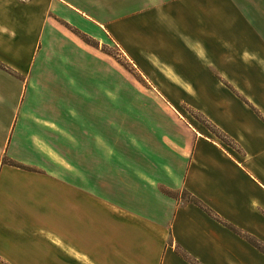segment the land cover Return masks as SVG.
Returning <instances> with one entry per match:
<instances>
[{"label":"crops","instance_id":"1","mask_svg":"<svg viewBox=\"0 0 264 264\" xmlns=\"http://www.w3.org/2000/svg\"><path fill=\"white\" fill-rule=\"evenodd\" d=\"M135 1L153 3L128 13L129 0H0V11L35 23L31 56L43 32L46 43L68 32L94 55L80 33L121 42L134 33L142 71L168 82L162 94L185 98L224 139L169 103L181 118L163 138L152 133L154 169L113 171L111 161L127 158L96 152L111 146V122L93 124L103 130L96 136L90 124L64 121L57 97L44 105L25 88L34 85L31 61L14 62L19 89L0 109V264H256L254 247L225 226L264 241V15L238 0ZM2 18L0 49L10 50L16 30ZM53 87L42 92L57 95ZM64 144L84 151L68 158Z\"/></svg>","mask_w":264,"mask_h":264},{"label":"rangeland","instance_id":"2","mask_svg":"<svg viewBox=\"0 0 264 264\" xmlns=\"http://www.w3.org/2000/svg\"><path fill=\"white\" fill-rule=\"evenodd\" d=\"M141 3L146 5L153 1L129 0L126 11L129 13L136 10L139 7L138 4ZM238 3L241 8L256 10L258 15H264V0H238ZM0 13L3 16L2 22L10 24L16 30L18 38L15 41V47L12 43L10 50L0 49V109L13 104L11 94L19 89L20 79L14 76V67H17L14 62L19 61L24 65L31 61L29 69L35 79L34 85L26 84L25 88L37 90L36 94L44 105L50 104L52 100L55 101L54 97H57L58 104L62 107L64 121L72 120L81 126L90 124L91 130L95 132L96 136H104V134L103 130L92 128L93 124L101 127L104 122H111V146L109 144L97 145L96 152H108L111 147V152L116 154L115 156L120 154L127 158L126 161H111L113 171L120 168L135 171L137 167L149 171L154 169V162L151 161L149 155L146 157L147 152L150 151L149 148H151L152 133L157 138H163L167 132L166 128L174 119V114L178 118H181V115L194 121L196 126L213 137L224 139L221 134L217 133L219 129L215 124L196 108L187 104L185 98L181 96L167 97L162 94V90H166L168 82L154 81L151 79V72L148 71L147 74L142 71V67L136 63L134 55L136 45L133 39L134 33L131 37L132 40L124 42L109 35L105 39L93 40L80 33L79 36L82 40L94 46L96 54L94 55L88 46L77 45L68 32L63 34V31H59L60 33L50 38L48 43H46V34L43 32L42 38L38 37L39 45L31 56V46L36 36L35 23L26 24L22 16L15 18L16 14L11 9L4 8ZM21 15L23 14L21 13ZM90 26L94 28L92 24ZM7 37V35L0 36V40L6 41ZM48 45L54 51L52 54L47 52ZM124 45L129 46L133 50V54H130ZM147 60L150 61L151 58H147ZM47 84L48 86L54 85L53 88L59 89L57 95L42 92L48 89ZM51 88L52 86L49 89ZM173 93L178 92L173 91ZM169 103L173 105L177 103L175 107L180 115L169 107ZM79 147L80 149L72 144L60 146L61 151L68 158H71L74 153L84 151V146L80 145ZM143 153L144 155H141ZM77 162L82 167H88L90 164L91 167H96V170L104 168L103 161L96 160L88 164L87 161L82 160ZM68 163L70 160L65 161V164ZM106 163L108 166L109 163ZM96 172L98 174V171ZM128 174L127 178L132 179V173ZM111 179L117 178L112 176ZM162 190L170 195L178 194L176 191H168L165 188ZM179 195L188 199L183 191ZM225 227H229L237 233L241 242L254 247L256 264H261L258 263L257 257L264 256V241L259 240L241 226L229 225Z\"/></svg>","mask_w":264,"mask_h":264},{"label":"trees","instance_id":"3","mask_svg":"<svg viewBox=\"0 0 264 264\" xmlns=\"http://www.w3.org/2000/svg\"><path fill=\"white\" fill-rule=\"evenodd\" d=\"M208 123H209V122H208ZM210 125H211V123H210ZM211 126H212V125H211ZM212 127H213V126H212ZM213 128H214V127H213ZM215 128H216V127H215ZM217 133H218V134H221V136L224 137L223 133H222L220 130H217Z\"/></svg>","mask_w":264,"mask_h":264}]
</instances>
